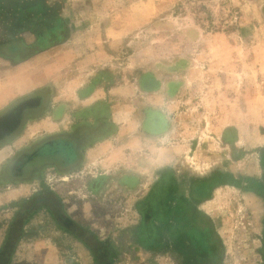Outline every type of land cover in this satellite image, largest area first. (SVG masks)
Instances as JSON below:
<instances>
[{"label":"rangeland","instance_id":"1","mask_svg":"<svg viewBox=\"0 0 264 264\" xmlns=\"http://www.w3.org/2000/svg\"><path fill=\"white\" fill-rule=\"evenodd\" d=\"M159 1L150 0L151 13L140 19L139 0L104 1L112 15H95L91 25L69 15L60 37L48 36L58 29H49L37 1H11L20 10L11 32L23 37L9 45L22 53L0 52L13 59L0 60V114L36 94L46 107L0 142V253L21 208L42 191L57 202L36 207L0 264H176L170 214L188 210L210 223L215 264H264V0ZM30 10L41 11L30 18ZM105 19L113 21L115 45L100 39ZM72 37L101 43L66 67L51 54L24 67L28 77L8 72L17 59ZM48 64L49 77L41 72ZM63 133L76 136L77 166L34 163L24 179L12 178L7 168L22 153ZM128 140L129 167L121 151L112 152ZM106 141L111 146L96 156ZM153 192L170 213L153 219L136 244L130 231L141 224L138 205ZM57 204L70 222L53 215ZM83 233L90 235L84 243ZM92 240L105 259L91 251Z\"/></svg>","mask_w":264,"mask_h":264},{"label":"crops","instance_id":"2","mask_svg":"<svg viewBox=\"0 0 264 264\" xmlns=\"http://www.w3.org/2000/svg\"><path fill=\"white\" fill-rule=\"evenodd\" d=\"M13 0H0V52H2V50L6 49V48H11V54L13 56H16L18 58L21 57L22 53V48L21 45L20 47L16 48V51L12 48L14 47V45H12V47H10V43H17L18 44V39H20L21 37H23V35L20 33H16L15 35L12 34L13 30L15 28H12L13 25L18 24V20L16 17V13H18L19 15V8L17 9L18 6L24 5L26 3H29L31 1V3H34L35 1L38 2L39 7L43 8L45 12L44 14L47 15L46 22L45 23H49L50 28L49 29H58L56 32L53 31L51 33L48 34V36H54L53 34L55 33V36H61V31L65 29V27H68V25H70V18L69 15L74 16L75 18L80 16V18L82 19V22L85 23H89V20L93 19V16L95 15H100L101 13H103L104 15L108 16L112 15L111 13V8L108 6H105V2L107 3V0H15L18 2V6H15V4H13V2H11ZM103 2V4L96 3V2ZM105 1V2H104ZM150 1V0H149ZM148 0H139V2L136 4V7H142L143 5L148 4L149 2ZM163 1H167V0H161L159 2H163ZM169 1V0H168ZM173 3L175 1L178 0H170ZM110 2H113V0H110ZM9 5H12V10L7 9L6 7ZM130 7V4L128 5V9ZM61 11L59 12L58 10ZM164 8L161 7L160 5H158V11H162ZM42 10V9H41ZM41 10H30L28 12H24V14L29 15L30 18L32 16V14H37L39 13ZM152 8L151 7H147L146 9H138V13L136 14L137 19H140L142 15L146 14V13H151ZM22 12V11H21ZM42 12V13H43ZM57 12L60 13V19L59 22L57 17H54L53 15L56 14ZM49 16V18H48ZM51 23H50V21ZM62 19V20H61ZM66 21L68 24H66ZM89 21V22H88ZM93 22H90V25ZM54 24V25H51ZM113 21L112 20H107L105 19V21L102 24V35L104 38H100L103 44H108V45H115L117 44L114 40H115V36L113 33V29L114 26L112 25ZM86 25V24H85ZM18 26V25H17ZM20 28V26H18ZM16 27V28H18ZM22 28H24L23 26H21ZM46 27L48 28V24H46ZM95 27V25H94ZM93 26H90V28H94ZM122 28H124V25L122 26ZM10 29V31L8 30ZM120 29V28H119ZM8 32H7V31ZM3 31V33H1ZM12 31V32H11ZM57 35V32H59ZM52 34V35H50ZM47 35V34H46ZM64 35V33H63ZM81 36V35H80ZM60 41L56 42L54 48H50L42 53H38V54H33L34 56L30 57L27 56V54L25 56L27 57H23L21 59H17L18 61H21L19 63H17L16 65H11L10 69H8V72L11 74L12 77H19L21 73H23L22 71L24 70V67L29 66L31 62L37 60L38 58H43L45 56H51V54H53L55 57V60L59 61V64H63L65 67L75 61L80 54H83V50L85 49V47H93V46H99L101 42H98L96 38H85V42H81V40H83V38L79 39L77 37H72V38H67V40H65V42H62L61 38H59ZM81 42V43H80ZM50 43V42H49ZM48 43V44H49ZM58 43V44H57ZM58 50V51H57ZM15 51V52H14ZM57 52V53H56ZM88 57H90L91 59L93 58V54L88 55ZM5 59H10L13 60L9 57H4V55L2 53H0V60H5ZM42 74L44 76L49 77L52 73V65L48 64L44 67V69L41 71ZM21 76H25L28 77V75H24L21 74ZM113 120L114 117H113ZM124 130H118L117 133V137L120 136L122 134ZM112 139L113 142L115 140V137ZM130 140L124 142V145H122L121 147H118L116 145V151H112L113 154L115 152H122V163L124 165H127L128 167L130 166V155H131V148L132 145L130 144ZM109 145L111 146L109 141L103 142L100 146L97 145V147H95V149L97 150V154L96 156H100L99 155V150L105 147H109ZM95 150H92L90 152H87L88 155L86 156L87 158H89L91 161L93 160V158L95 157L93 155ZM104 152V151H103ZM102 152V153H103ZM101 154V153H100ZM113 154L111 155V161H108L110 164L112 162L115 161V158H113ZM107 160V159H106ZM119 160V159H118ZM107 162V163H108ZM112 165V164H111ZM109 166V165H108ZM109 168V167H107ZM69 215V213H68Z\"/></svg>","mask_w":264,"mask_h":264},{"label":"flooded vegetation","instance_id":"3","mask_svg":"<svg viewBox=\"0 0 264 264\" xmlns=\"http://www.w3.org/2000/svg\"><path fill=\"white\" fill-rule=\"evenodd\" d=\"M19 106L24 107L19 109ZM45 107V100L42 94H36L32 97L22 99L21 101L8 107L2 114H0V119L12 116L11 118L5 120L7 121V124H4L2 127L0 142H3L17 134L23 127L28 116L43 110ZM61 136L62 137H55L37 145L30 152L22 153L20 155L21 158L19 157V161L11 163L10 167L7 168L10 170L12 178L15 180L24 179V173H26L25 170L34 163L54 166L55 168L61 170H67L77 166L80 162L79 154L76 151V143L70 139L75 138L76 136L73 135V137H66L64 133ZM191 212L193 213V211ZM196 213L199 215V221L204 224L207 223L211 230L210 223L207 219L200 213ZM181 237L182 236L179 237L178 233H174L173 242L176 243L174 252L178 256L176 264H215L217 262L211 261L212 247L209 241L203 246V244H198V242L190 236L192 240L186 238L184 248L183 245L181 246Z\"/></svg>","mask_w":264,"mask_h":264},{"label":"trees","instance_id":"4","mask_svg":"<svg viewBox=\"0 0 264 264\" xmlns=\"http://www.w3.org/2000/svg\"><path fill=\"white\" fill-rule=\"evenodd\" d=\"M47 194L48 193L43 192V191L40 192L36 198L31 200L30 206L27 205L26 208H21L20 211L17 213V215L13 219L11 231L8 233V236L6 238V245L3 247V250L1 251L2 253H0V258L9 249L7 244L9 242L14 244V242L17 241V239L21 235V233H20L21 225H23V223L27 222L28 219L30 218V216L37 211V208H36L37 206L48 208L49 203L51 201L53 203L57 202L55 197L54 198L52 197L53 195H51L52 200H48L50 198L49 197L50 195H47ZM57 206H54L53 208H51V212L53 213V215L54 214L55 215H62L63 212L60 210L58 211L59 205L57 204ZM138 211H139L140 216H141L140 227L138 226V228H135L132 231H130L131 241L136 243V244H139V239L142 237L143 233H145V231H147V228L149 227V224L153 219H156L160 214L161 221H163V219L170 213V211H167L164 208V206H162V201L160 200V197H158V194H156L154 192H153V194L151 193L150 196L147 199H145V201L143 203H140L138 205ZM191 211H193V213ZM186 213L191 214L190 221L186 220V218H185ZM186 213L182 214L181 216H175L172 213L170 214L171 219L173 220V222H175V226L172 227V228H174L173 233H178L179 237L182 236V237H184V239L189 238L190 240H192L190 238V236H191V237H193V239H195L198 242V244L199 243L203 244V246L206 245L207 242L209 241V243L211 244V247H212V251H213V246L215 244H214V240H213L212 230H210L208 224L207 223L204 224L203 222L199 221V215L196 213V211L188 210ZM63 215H62V218H64V219L62 222L65 223V222H67L68 219L65 217L66 216L65 214H63ZM68 224L71 225V223H68ZM183 232H184V234H183ZM72 234L75 235L73 232H72ZM86 236H88L87 233H83V236H80V239L82 240L83 243L86 241L85 240ZM89 236H88V238H89ZM185 236H187V237H185ZM88 246L91 249V251H93V252H95L96 250L101 252V253L103 252L102 255L104 257H102V259H105L106 251L104 248L99 246V244L97 242L92 240ZM100 264H110V263H109V261H100Z\"/></svg>","mask_w":264,"mask_h":264},{"label":"water","instance_id":"5","mask_svg":"<svg viewBox=\"0 0 264 264\" xmlns=\"http://www.w3.org/2000/svg\"><path fill=\"white\" fill-rule=\"evenodd\" d=\"M24 106H19V109H22ZM12 116H8V117H4V118H1L0 119V138H1V135H2V127H3V125L4 124H7V121H5V120H7L8 118H11Z\"/></svg>","mask_w":264,"mask_h":264}]
</instances>
